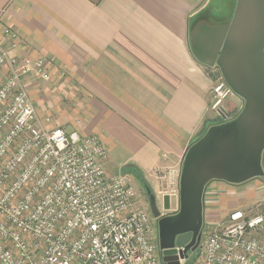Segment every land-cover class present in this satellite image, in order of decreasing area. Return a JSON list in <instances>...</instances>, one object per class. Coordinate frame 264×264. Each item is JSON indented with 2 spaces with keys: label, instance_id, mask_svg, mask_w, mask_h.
<instances>
[{
  "label": "crops",
  "instance_id": "0c3cea01",
  "mask_svg": "<svg viewBox=\"0 0 264 264\" xmlns=\"http://www.w3.org/2000/svg\"><path fill=\"white\" fill-rule=\"evenodd\" d=\"M236 5L237 0H0V43L10 55L47 61L48 81L31 73L21 78L41 120L79 136L98 135L108 153L106 172L134 174L139 181L140 175L161 204L168 168L181 166L190 143L221 120L210 108V90L222 74L194 55L191 32L201 22L230 23ZM4 27L16 33L14 47ZM231 98L236 106L243 103L236 94ZM262 168V176L242 183L208 182L203 222L264 203V151ZM144 191L134 205L149 211ZM169 204L175 209L176 198L169 197Z\"/></svg>",
  "mask_w": 264,
  "mask_h": 264
},
{
  "label": "built area",
  "instance_id": "2783aa9c",
  "mask_svg": "<svg viewBox=\"0 0 264 264\" xmlns=\"http://www.w3.org/2000/svg\"><path fill=\"white\" fill-rule=\"evenodd\" d=\"M2 33L14 47L16 33ZM28 73L50 79L44 58L10 55L0 43V264H166L129 177L106 172L97 135L38 117L21 81ZM210 94V108L223 118L239 112L225 111L235 93L223 77ZM180 170H167L169 197H178ZM255 207L203 222L199 244L177 264H264V209Z\"/></svg>",
  "mask_w": 264,
  "mask_h": 264
},
{
  "label": "water",
  "instance_id": "95a60500",
  "mask_svg": "<svg viewBox=\"0 0 264 264\" xmlns=\"http://www.w3.org/2000/svg\"><path fill=\"white\" fill-rule=\"evenodd\" d=\"M191 41L194 55L217 66L243 103L236 115L208 125L186 149L175 209L170 210L167 194L158 204L154 193L147 191L166 264H177L178 255L183 257L197 247L208 182L238 184L263 174L264 0H237L230 23L213 27L198 23Z\"/></svg>",
  "mask_w": 264,
  "mask_h": 264
},
{
  "label": "rangeland",
  "instance_id": "374dc122",
  "mask_svg": "<svg viewBox=\"0 0 264 264\" xmlns=\"http://www.w3.org/2000/svg\"><path fill=\"white\" fill-rule=\"evenodd\" d=\"M3 73H4V75L5 74H7V69H6V71H3ZM29 74V73H28ZM32 74V73H31ZM1 82H2V79H1V75H0V85H1ZM225 104H227V105H230L229 107H230V110H229V112L231 111V113H234L237 109L239 110V108H240V105L239 106H236V103H235V101H234V99H232L231 97H229L227 100H226V102H225ZM225 104H224V108H225V111L226 112H228V109L226 108V106H225ZM242 105V104H241ZM35 107V106H34ZM235 110V111H234ZM209 115H212L211 114V112L209 113ZM233 115H235V114H231V115H228L227 114V118H223L222 116H220L221 117V120L220 121H218V122H216V123H219V122H222V121H224V120H228L229 118H230V116H233ZM88 135H91V134H88ZM96 135V134H95ZM85 136V135H84ZM98 136V135H97ZM105 147V146H104ZM106 149V148H105ZM107 151V150H106ZM128 177H129V181H130V183H131V185L133 186V188H134V190H135V194H136V196L137 195H139V196H141V197H144V195H145V191H144V187H143V185L140 183V181L134 176V174H128ZM148 191V190H147ZM151 193H152V191H151ZM171 198V197H170ZM173 198V197H172ZM176 201H177V203H178V197H176ZM172 202L174 203V201H173V199H172ZM255 206V205H254ZM177 207V206H176ZM139 208L140 209H142V210H144V211H147L146 210V207H142V206H139ZM262 209H264V203H262V204H259V205H256V207H255V210L256 211H259V210H262ZM173 210V209H172ZM149 212V211H148ZM151 217H152V215H151ZM155 221V219L152 217L151 218V222H152V237L157 241V243H158V230H157V226H156V223L154 222ZM264 227V226H263ZM262 227V228H263Z\"/></svg>",
  "mask_w": 264,
  "mask_h": 264
},
{
  "label": "flooded vegetation",
  "instance_id": "af4514ba",
  "mask_svg": "<svg viewBox=\"0 0 264 264\" xmlns=\"http://www.w3.org/2000/svg\"><path fill=\"white\" fill-rule=\"evenodd\" d=\"M146 204H147V207H148V193H147V192H146ZM148 209H149V207H148ZM163 212H165V211H163ZM149 213H150V210H149ZM154 222H155V221H154ZM202 225H203V218H202L201 226H200L199 231H198V235H199V241H198V244H199V242H200V240H201V228H202Z\"/></svg>",
  "mask_w": 264,
  "mask_h": 264
},
{
  "label": "trees",
  "instance_id": "16d2710c",
  "mask_svg": "<svg viewBox=\"0 0 264 264\" xmlns=\"http://www.w3.org/2000/svg\"><path fill=\"white\" fill-rule=\"evenodd\" d=\"M139 177V179H140V182L142 183V185L145 187V189L146 190H148V191H150L149 189V187H148V185H147V183L145 182V180H143V178L139 175L138 176Z\"/></svg>",
  "mask_w": 264,
  "mask_h": 264
}]
</instances>
